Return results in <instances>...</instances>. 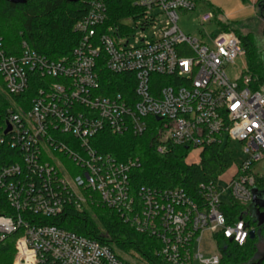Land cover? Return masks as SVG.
I'll list each match as a JSON object with an SVG mask.
<instances>
[{"label": "built area", "instance_id": "obj_1", "mask_svg": "<svg viewBox=\"0 0 264 264\" xmlns=\"http://www.w3.org/2000/svg\"><path fill=\"white\" fill-rule=\"evenodd\" d=\"M107 1L86 0L72 25L75 46L56 60L25 42L20 55H6L0 42L10 101L0 116V194L10 210L0 214V242L16 235L12 264H132L107 245L44 222L96 197L132 229L156 238L167 263L219 264V251H202L201 237L218 233L238 245L248 237L242 219L226 224L220 204H247L253 189L260 191L255 181L264 177L253 166L264 160V86L250 89L248 78L226 75L245 55L234 30L203 41L179 28L178 11H193L198 1L132 0L131 13L116 23L108 20ZM196 19L204 25L214 12L202 10ZM159 23L157 36H136ZM100 65L124 75L123 92H99ZM32 72L42 81L26 108L14 97L26 91ZM101 131H150L157 153L186 146L197 151L191 162L211 143L239 141L246 156L223 188L217 180L200 184V202L180 187H143L135 198L128 176L138 159L117 162L96 151L92 139Z\"/></svg>", "mask_w": 264, "mask_h": 264}, {"label": "trees", "instance_id": "obj_2", "mask_svg": "<svg viewBox=\"0 0 264 264\" xmlns=\"http://www.w3.org/2000/svg\"><path fill=\"white\" fill-rule=\"evenodd\" d=\"M131 3L132 0H108V20L116 23L131 13L133 10ZM253 5L260 10L261 18L264 20V0H256ZM86 10V0H25L23 3L0 0L1 46L6 55H20L22 42L47 59L56 60L68 55L78 39L72 32V25ZM213 10L214 21L218 27L223 30H234L244 48L246 69L240 78L249 79L244 85L250 89L264 86V44L257 46L247 35H241L231 24L222 20L217 10ZM98 70L101 94L123 92L124 75L109 72L102 65ZM41 81L42 77L37 73H30L28 88L14 99L23 98L28 108ZM3 87L0 75V116L10 104ZM227 144L205 145L197 162H187L186 157L190 148L173 146L167 152L159 154L154 149L153 134L150 131L141 135L101 131L92 139L96 151L109 155L117 162L138 159V165L130 169L128 176L130 194L135 198L143 187L149 189L180 187L195 202H200L201 199L199 185L215 182L218 176L232 165L233 157ZM255 186L258 190H263L264 179L257 178ZM253 208L264 209L252 202L247 204L221 202L220 210L226 224L242 219L248 233L253 230L254 237L248 236L242 245H238L218 233L214 234L215 245L220 253L219 264H264V254L260 255L258 252V235H264V221L258 224L253 217ZM8 211L10 210L4 197L0 194V214H6ZM44 222L107 245L120 259L126 260L123 256L132 253L145 264H169L158 252L160 242L156 238L132 229L117 210L102 205L96 197L87 208L76 210L72 205H66L60 214L46 218ZM15 239L16 235L10 234L0 242V264H12ZM136 262L132 264H137Z\"/></svg>", "mask_w": 264, "mask_h": 264}, {"label": "rangeland", "instance_id": "obj_3", "mask_svg": "<svg viewBox=\"0 0 264 264\" xmlns=\"http://www.w3.org/2000/svg\"><path fill=\"white\" fill-rule=\"evenodd\" d=\"M205 9L217 10L222 20L227 21L231 24L241 35H247L253 40L257 46H263L264 35H263V24L264 20L261 18L260 10L254 7L251 0H198L197 7L195 10L190 12L178 11L177 25L186 34L196 37L203 41H209V37H215L219 31L217 23L213 20L211 22L200 25L196 19L199 12ZM154 29L145 31L143 33H136V36H157L158 26ZM245 56V55H244ZM237 57L233 64L226 67L225 72L229 79L240 78L242 73L246 69L245 57ZM233 163L221 173L217 178V185L219 188L225 186V182L231 176L236 166L242 162L245 158V154L242 151V143L239 141H230L228 144ZM187 161L197 160V151L191 150L186 157ZM253 170L256 173L261 174L264 177V160L257 162L253 166ZM253 199H256L258 203L264 204V189L260 191L252 192ZM222 198H225L222 196ZM253 215L256 214V208H253ZM200 247L202 251L215 252V243L211 233L204 231L201 237ZM258 252L260 255L264 254V235H258ZM132 254V253H131ZM125 254L124 259L131 263H134L139 259L136 255ZM137 263V262H136ZM137 264H145L142 260H138Z\"/></svg>", "mask_w": 264, "mask_h": 264}, {"label": "water", "instance_id": "obj_4", "mask_svg": "<svg viewBox=\"0 0 264 264\" xmlns=\"http://www.w3.org/2000/svg\"><path fill=\"white\" fill-rule=\"evenodd\" d=\"M6 1L12 2V3H23V2H25V0H6ZM69 1H73V0H69ZM252 203L258 207H264V204L258 203L256 199H253ZM253 217L255 218V220H257L258 224H261L264 221V211L260 212L258 209H256V214L253 215ZM248 236H249V238L254 237L253 230L249 231Z\"/></svg>", "mask_w": 264, "mask_h": 264}, {"label": "flooded vegetation", "instance_id": "obj_5", "mask_svg": "<svg viewBox=\"0 0 264 264\" xmlns=\"http://www.w3.org/2000/svg\"><path fill=\"white\" fill-rule=\"evenodd\" d=\"M264 208V207H263ZM259 210V209H258ZM260 212H262V211H264V209L263 210H259Z\"/></svg>", "mask_w": 264, "mask_h": 264}]
</instances>
